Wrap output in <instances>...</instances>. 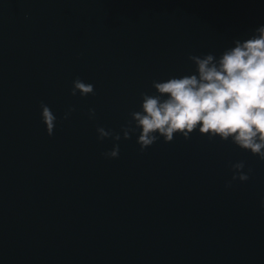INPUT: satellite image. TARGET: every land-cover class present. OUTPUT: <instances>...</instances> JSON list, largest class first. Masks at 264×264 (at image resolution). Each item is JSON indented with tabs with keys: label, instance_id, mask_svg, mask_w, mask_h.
Returning <instances> with one entry per match:
<instances>
[{
	"label": "water",
	"instance_id": "water-1",
	"mask_svg": "<svg viewBox=\"0 0 264 264\" xmlns=\"http://www.w3.org/2000/svg\"><path fill=\"white\" fill-rule=\"evenodd\" d=\"M262 25L264 0H0V264H264V162L198 129L143 153L122 132L153 81Z\"/></svg>",
	"mask_w": 264,
	"mask_h": 264
},
{
	"label": "clouds",
	"instance_id": "clouds-1",
	"mask_svg": "<svg viewBox=\"0 0 264 264\" xmlns=\"http://www.w3.org/2000/svg\"><path fill=\"white\" fill-rule=\"evenodd\" d=\"M234 47L225 50L219 58L209 53L203 57L190 55L196 74L153 81L156 94L141 93V110L132 112L131 120L122 128L123 139L129 140L137 130V143L143 153L162 137L170 143L175 134L185 140L199 130L201 135L229 141L264 162V25L255 34ZM94 95V86L80 78L73 81L71 95ZM41 118L49 137L53 136L56 116L41 102ZM75 108L65 113L67 120ZM95 118V110H89ZM100 141L111 138L114 143L105 159L119 157L121 136L103 127L97 128ZM244 162L231 165L232 181L241 183L250 179L251 169L244 171ZM229 182L226 187H231ZM264 207V202H262Z\"/></svg>",
	"mask_w": 264,
	"mask_h": 264
}]
</instances>
